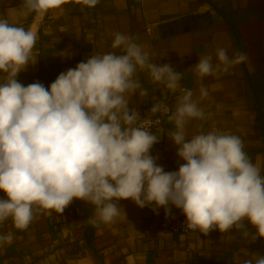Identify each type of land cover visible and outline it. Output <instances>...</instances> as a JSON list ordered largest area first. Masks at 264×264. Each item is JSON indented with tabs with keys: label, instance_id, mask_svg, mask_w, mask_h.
<instances>
[{
	"label": "clouds",
	"instance_id": "1",
	"mask_svg": "<svg viewBox=\"0 0 264 264\" xmlns=\"http://www.w3.org/2000/svg\"><path fill=\"white\" fill-rule=\"evenodd\" d=\"M69 2L22 0L24 14L35 13L37 20ZM98 2L75 0L88 7ZM36 42L34 28L0 18V73L7 80L0 84V190L8 197L0 199V223L11 217L14 226L24 230L34 218L33 206L62 214L74 198L94 205L99 219L112 223L126 218L113 201L131 199L141 208L165 207L166 213L172 204L182 209L189 229L205 235L214 229L241 230L247 219L264 238V176L240 137L209 132L186 141L187 122L204 117L192 91L181 89L184 94L168 116L176 126L170 138L184 163L176 172H165L149 154L158 142L148 131L153 121L141 120L129 109L134 93L147 95L137 70H147L154 83L172 91L179 88L182 73L170 64L149 62L141 45L117 33L112 47H122L123 54L93 55L59 74L50 89L38 82L23 86L15 77L30 60L35 63ZM216 56L215 66L211 56L200 59L195 66L198 78L227 72L247 60L244 54L230 59L222 48ZM200 96L207 97V90L201 88ZM160 111L167 114L170 109L158 102L151 115ZM12 239L10 234L0 236V243ZM254 259L264 264V258Z\"/></svg>",
	"mask_w": 264,
	"mask_h": 264
},
{
	"label": "crops",
	"instance_id": "2",
	"mask_svg": "<svg viewBox=\"0 0 264 264\" xmlns=\"http://www.w3.org/2000/svg\"><path fill=\"white\" fill-rule=\"evenodd\" d=\"M201 2L210 4L211 10L199 12ZM24 11L22 0H0V18L37 31L35 63L30 60L15 77L23 86L38 82L50 89L59 74L93 55L123 54L122 47L114 49L112 44L117 33L124 34L142 46L149 62L170 64L182 73L179 88L172 91L164 83H154L147 70L138 69L136 78L147 95L134 93L129 109L169 99L174 112L184 94L181 89L190 90L204 117L187 122L186 141L209 132L238 136L264 176V135L257 129L260 118L253 89L254 81L264 80V0H99L95 7L70 0L40 20ZM186 16L195 18L182 30H161L162 24ZM148 23L158 25V35L148 32ZM221 48L230 59L244 54L247 60L227 72L198 78L195 66L200 59L211 56L215 66ZM6 82V74L0 73V84ZM201 88L207 97L201 98ZM162 130L154 132L158 142L149 154L165 172H176L184 161L170 138L176 131L174 121L168 119ZM0 199H8L3 190ZM113 202L126 218L112 223L102 222L94 205L75 198L62 214L33 206L34 218L24 230L9 217L0 223V236L10 234L13 239L0 243V264H244L247 260L255 264L254 257L264 258V238L247 219L241 230L171 233L163 229L165 207L141 208L131 199Z\"/></svg>",
	"mask_w": 264,
	"mask_h": 264
},
{
	"label": "built area",
	"instance_id": "3",
	"mask_svg": "<svg viewBox=\"0 0 264 264\" xmlns=\"http://www.w3.org/2000/svg\"><path fill=\"white\" fill-rule=\"evenodd\" d=\"M208 10H211L210 4L201 2L198 7V11L203 13ZM147 30L150 34H153V35L159 34L157 24L148 23ZM160 102H162L164 105H166L170 109L169 113L165 114L163 111H160L154 115H151V108L153 107L154 104H148V105H144V106L137 108V111H138V114L141 120L152 119L153 123L148 128V131L152 133H154L157 129H163L165 127V123L168 120V116L172 112V106H171L169 99H164V100H161ZM139 123L140 121L137 122V124ZM163 229L171 233L191 234L195 232V230L189 229L187 227L186 217L183 214L182 209H179V208L172 210L170 213H167L163 217Z\"/></svg>",
	"mask_w": 264,
	"mask_h": 264
},
{
	"label": "trees",
	"instance_id": "4",
	"mask_svg": "<svg viewBox=\"0 0 264 264\" xmlns=\"http://www.w3.org/2000/svg\"><path fill=\"white\" fill-rule=\"evenodd\" d=\"M255 107L259 113L260 121L257 129L264 135V80L253 82Z\"/></svg>",
	"mask_w": 264,
	"mask_h": 264
},
{
	"label": "water",
	"instance_id": "5",
	"mask_svg": "<svg viewBox=\"0 0 264 264\" xmlns=\"http://www.w3.org/2000/svg\"><path fill=\"white\" fill-rule=\"evenodd\" d=\"M205 15L208 16L207 13ZM194 18L195 16H186L183 18L173 20L172 22L162 24L161 30L163 31V33H167V29H169L170 32L180 31L183 29V26L187 27V24H189V22ZM155 132H163V130L157 129Z\"/></svg>",
	"mask_w": 264,
	"mask_h": 264
}]
</instances>
